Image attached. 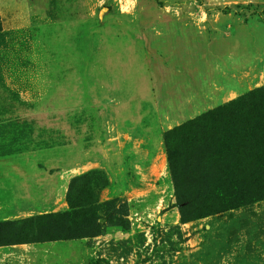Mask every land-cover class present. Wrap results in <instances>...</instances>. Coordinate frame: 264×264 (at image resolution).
<instances>
[{"label":"rangeland","instance_id":"obj_1","mask_svg":"<svg viewBox=\"0 0 264 264\" xmlns=\"http://www.w3.org/2000/svg\"><path fill=\"white\" fill-rule=\"evenodd\" d=\"M263 96L264 0H0V264H264V197L197 212L242 177L190 124ZM88 172L115 225L26 239Z\"/></svg>","mask_w":264,"mask_h":264},{"label":"trees","instance_id":"obj_2","mask_svg":"<svg viewBox=\"0 0 264 264\" xmlns=\"http://www.w3.org/2000/svg\"><path fill=\"white\" fill-rule=\"evenodd\" d=\"M225 107L227 109L212 110L190 124L199 129L208 127L213 134L222 135L226 155L231 156L230 160L237 166L236 172L241 174L242 182L238 183L241 187L238 192L228 194L224 191L220 196L202 200L203 204L197 211H201L199 214L202 215L222 212L240 203L250 205L253 197H264V180L255 184L254 190H246L248 186H253V174L264 176V96L251 106L242 101H234ZM101 175L99 172H88L74 178L67 193L70 210L31 218L27 222L34 235H25V238L36 239L45 230L49 234L44 240L49 241L68 239L70 236L84 237L100 234L103 227L115 225L110 220V212L103 216L105 204L100 202L98 192L106 186V180ZM25 231L22 226L19 234Z\"/></svg>","mask_w":264,"mask_h":264},{"label":"clouds","instance_id":"obj_3","mask_svg":"<svg viewBox=\"0 0 264 264\" xmlns=\"http://www.w3.org/2000/svg\"><path fill=\"white\" fill-rule=\"evenodd\" d=\"M129 2H130L131 4H133V5L135 4V0H129ZM100 3L103 4V3H104V0H100ZM121 12H122V13H124V12H130V9H129V8H124V7H122V8H121Z\"/></svg>","mask_w":264,"mask_h":264},{"label":"crops","instance_id":"obj_4","mask_svg":"<svg viewBox=\"0 0 264 264\" xmlns=\"http://www.w3.org/2000/svg\"><path fill=\"white\" fill-rule=\"evenodd\" d=\"M17 158V157H16Z\"/></svg>","mask_w":264,"mask_h":264}]
</instances>
